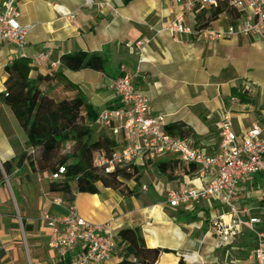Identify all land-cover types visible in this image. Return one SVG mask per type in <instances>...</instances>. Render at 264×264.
Returning <instances> with one entry per match:
<instances>
[{
    "label": "crops",
    "instance_id": "0c3cea01",
    "mask_svg": "<svg viewBox=\"0 0 264 264\" xmlns=\"http://www.w3.org/2000/svg\"><path fill=\"white\" fill-rule=\"evenodd\" d=\"M16 4L19 24L30 28L22 52L0 44V93L5 91L4 67L23 58L30 62V78L61 71L80 88L87 104L99 113L120 107L111 89V80L138 72L135 88L148 97L153 114L163 115L166 125L177 121L187 124L194 131L196 146L209 155L218 150V128L224 112L231 115L233 130L238 136L254 125L264 126V108L254 105L257 97L264 100V89L259 93L257 83L248 75L253 69L248 61L243 62L246 49L258 45L264 38L231 37L210 42L203 37L156 34L178 13L184 14L186 25L194 27L201 10L197 0H181L180 3L176 0H95V5L89 7L74 0H17ZM56 7L75 12V19L62 18ZM205 10L207 13L209 8ZM238 22L239 19L223 13L207 28L222 31ZM143 40L147 44L140 52L135 43ZM76 51L102 54L107 59L109 75L61 69V56ZM45 52H49L48 63L33 65V59ZM50 63L59 65L51 69ZM249 83L254 84L253 88ZM232 88L246 91L250 103H241L233 97ZM53 93L66 98L72 96L63 93L60 86H54ZM25 144V134L13 113L0 101L1 170L3 163L17 160L26 150ZM175 159L172 156L161 161ZM145 173L151 181L147 185L139 181L142 191L138 190L137 197H123L99 186L97 195L73 193L71 201L64 195L50 193V174L33 171L27 162L8 175L3 174L0 250L4 256L0 264H59L48 245L49 230L43 215L65 217L70 206L90 223L109 225L113 235L121 229L140 228L148 248L171 251L161 254L158 264H178L182 258L185 264H224L250 256L255 245L251 234L232 232L225 236L218 231L216 224L226 210L216 199L178 208L166 204L168 190L201 188L204 181L197 174L170 181L152 168L144 171L143 176ZM237 189V206L252 208V215L260 219L256 227L264 233V213L261 212L264 174L245 178ZM219 249L224 253L223 259L214 255ZM117 262L115 256L114 264Z\"/></svg>",
    "mask_w": 264,
    "mask_h": 264
},
{
    "label": "built area",
    "instance_id": "2783aa9c",
    "mask_svg": "<svg viewBox=\"0 0 264 264\" xmlns=\"http://www.w3.org/2000/svg\"><path fill=\"white\" fill-rule=\"evenodd\" d=\"M80 1L82 6L95 5V0ZM218 0H197L202 8L215 6ZM239 12L237 24L222 31L211 29L196 30L186 25L184 14H176L165 23L158 33L171 37L179 35L203 37L210 42L226 40L231 37L264 38V0H222ZM17 0L0 2V44L10 45L21 51L30 26L18 22L20 12ZM180 3L181 0H176ZM57 13L66 20H74L75 12L56 7ZM147 41H138L135 46L142 52ZM49 52L41 53L33 59V65L48 63ZM142 62L140 58L139 63ZM57 65L50 63L51 69ZM134 75H120L111 80V89L119 99L120 107L103 110L94 122L88 123L92 129H106L115 142L110 156L102 153L93 155V168L109 174L116 168L128 164H144L175 157L183 165L197 168L195 174L204 185L198 189L183 187L166 192L165 201L170 208L198 203L201 200L216 199L226 210L216 224L223 235L232 232L251 234L255 240L252 253L247 259L228 260L224 264H264V233L257 229L260 219L252 215L253 209L238 207L236 198L238 184L247 177L264 174V126L254 125L239 136L233 130L231 115H221L218 134V150L209 155L199 147H192L183 139L169 135L165 129L164 116L153 114L148 97L135 88ZM31 154L36 150L31 149ZM65 174L64 167L50 174L52 181H59ZM59 204L60 200H56ZM264 213V207L261 208ZM49 230V248L62 264H114L117 253L116 236L109 225L90 223L77 215L73 206L65 217L43 215Z\"/></svg>",
    "mask_w": 264,
    "mask_h": 264
},
{
    "label": "trees",
    "instance_id": "16d2710c",
    "mask_svg": "<svg viewBox=\"0 0 264 264\" xmlns=\"http://www.w3.org/2000/svg\"><path fill=\"white\" fill-rule=\"evenodd\" d=\"M199 8L200 15L196 16L194 25L196 30L206 29L223 13L233 19L240 17L239 12L222 0L209 7L207 13L205 8ZM60 68L70 72L90 70L109 75L107 59L95 52L76 51L65 54L60 58ZM31 70L30 62L23 58L4 67L5 91L0 93V101L11 110L25 134L26 150L16 161L2 164L0 182L3 181V174L8 175L25 162L37 173L52 174L64 167L65 174L59 181H52L48 188L50 193L64 195L71 201L73 193L97 195L99 186L123 197H137L138 183L144 171L149 168L170 181L196 173L195 166L183 165L178 160L146 162L140 166L128 164L109 174L94 169L93 155L98 152L108 157L115 148L114 140L107 135L100 134L93 138L95 129L89 128L88 123L94 122L98 113L87 104L80 88L70 82L61 71L30 78ZM54 86H60L63 93L72 96L66 98L53 93ZM231 95L241 103H250L246 91L240 88H232ZM165 129L169 135L197 147L193 141L196 137L193 129L184 122L167 124ZM67 144L71 148L68 153H64ZM31 149L36 150L35 154H31ZM127 182H133L135 186L130 189L125 184ZM115 236L118 251L116 257L119 260L116 264H158L161 254L171 253L167 249L148 248L138 227L121 229ZM3 256L4 253L0 250V259ZM178 264L185 263L183 259H179Z\"/></svg>",
    "mask_w": 264,
    "mask_h": 264
},
{
    "label": "rangeland",
    "instance_id": "374dc122",
    "mask_svg": "<svg viewBox=\"0 0 264 264\" xmlns=\"http://www.w3.org/2000/svg\"><path fill=\"white\" fill-rule=\"evenodd\" d=\"M247 64H250V68L253 70H250L248 72V75H251V80L255 81L259 87V93L263 92L264 89V40L260 41L258 45H255L253 47H248L245 51V56L243 57V62H247ZM249 85L253 88L254 84L249 83ZM250 87V88H251ZM258 90V89H257ZM255 99V107L256 108H264V100ZM107 135L110 137V133L106 129H95L93 138L95 139L98 135ZM214 140H216V135H214ZM71 145L67 144L64 148V153H68L70 151ZM180 172V171H179ZM151 181V177L148 175V173H145V175L140 179V182L142 185H147ZM126 185H129L130 188L134 187L133 182H127L125 183ZM141 184L138 183V190L142 191ZM235 243H238L235 241ZM118 253V251H117ZM218 259H223L224 258V253L221 252V249L215 252ZM241 256H236V258H239ZM183 259V258H182Z\"/></svg>",
    "mask_w": 264,
    "mask_h": 264
}]
</instances>
